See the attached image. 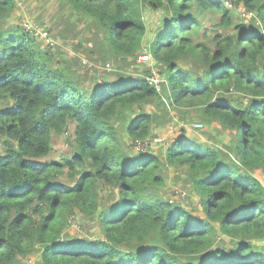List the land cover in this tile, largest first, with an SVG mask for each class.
<instances>
[{"label": "trees", "instance_id": "1", "mask_svg": "<svg viewBox=\"0 0 264 264\" xmlns=\"http://www.w3.org/2000/svg\"><path fill=\"white\" fill-rule=\"evenodd\" d=\"M62 1L114 57L135 59L146 42L167 102L230 135L234 157L182 133L164 160L186 168L202 215L161 199L160 159L129 155L117 131L147 139L153 115L129 113L160 94L124 74L81 86L20 26L3 25L15 1L0 0V264L35 248L40 264H264V186L254 175L264 168V0H229L249 17L236 24L225 0ZM143 7L163 17L147 39ZM205 22L233 33L209 40ZM70 125V156L48 160L53 134ZM63 170L72 185L58 180ZM99 187L115 193L105 208ZM76 212L97 216L101 240L63 237Z\"/></svg>", "mask_w": 264, "mask_h": 264}, {"label": "rangeland", "instance_id": "2", "mask_svg": "<svg viewBox=\"0 0 264 264\" xmlns=\"http://www.w3.org/2000/svg\"><path fill=\"white\" fill-rule=\"evenodd\" d=\"M14 1L15 9L6 16L3 25L5 27L18 28L20 22L24 20L35 29L47 30L53 46H45L44 41L39 39V42L34 41V44L41 51L46 52L48 57L52 58L51 66L53 68L64 70L81 86L95 81L101 83L102 79L113 78L114 74H124L132 78L137 77L142 79L148 77L151 73L159 74V69L153 60L148 63L138 61V57L147 52L146 42L135 59L114 57L109 51H105L102 45V47L98 46L99 35L96 34V28L93 23L72 12L64 1ZM225 4L233 10V13H236L234 24L240 20L247 19L246 11L241 5L234 6L229 0H225ZM162 18L160 12L148 10L147 7L142 8L141 19L147 30L146 39L151 37L158 29ZM205 29L209 31V40L215 34L224 35L233 33L232 29L225 30L211 27V24L208 22H205ZM209 45L213 47L211 43ZM183 67H193V62L188 60ZM164 100L167 102L165 96L162 94L161 87L160 99L156 98L141 106L132 108L129 116L133 117L139 112L153 115L150 136L142 140L149 141V145L144 151L152 153L162 163L161 173L164 176V183L159 191H157V195L164 201L180 205L190 210L194 215L201 216V198L192 189L186 174V168H174L165 164V153L172 141L177 137H181V134L184 133L186 138L219 149L224 154H228L229 158H233L234 156L226 149L231 136L226 135L220 128L210 123H205L197 109L171 105L169 101L166 104ZM196 123H202L203 127L201 130L193 128V125ZM122 124L121 122L120 125ZM73 128L70 125L66 133L62 135L53 134L52 152L47 158L48 160L59 162L63 158L70 156ZM117 131L118 133L122 132L121 138L124 141L127 153L134 156L139 154L131 150L133 139L124 135L123 128L118 127ZM3 149L4 145L0 139V154H2ZM254 175L264 186V168L255 172ZM58 180L69 185L74 183L73 180L69 179L64 170L62 175L58 176ZM178 192H184L186 196L178 198L176 196ZM114 195L115 193L111 190L99 187V208H105L109 205ZM63 237L65 239L81 238L90 241L101 240L102 235L98 226L97 216L86 217L77 212L72 214L67 220ZM217 245L224 250L230 249L233 246L229 238L220 236L217 238ZM261 245L264 246V242ZM39 256V248H35L32 254L26 257H18V264H40Z\"/></svg>", "mask_w": 264, "mask_h": 264}, {"label": "built area", "instance_id": "3", "mask_svg": "<svg viewBox=\"0 0 264 264\" xmlns=\"http://www.w3.org/2000/svg\"><path fill=\"white\" fill-rule=\"evenodd\" d=\"M19 26L21 27V30L25 32L26 34H28L33 40L38 41L39 39V40L44 41L45 46H53V44L51 43V39L48 35V31L42 30V29H40L42 30L40 31L38 29H35L34 27H32V25H30L28 22L24 20L20 22ZM138 61L141 63H148L149 61H151V57L149 54H143L138 57ZM145 80L150 87L155 89V91L160 94V89L164 82L161 76H158L155 73H151L148 77L145 78ZM164 102L167 104L165 100ZM201 127L202 126L199 123H196L193 125V128L196 130H199ZM148 145H149V141L147 140H140V139L133 140L131 142V150L134 153H142V152H145L144 150L146 149ZM176 196L179 198H184L185 193L178 192L176 193Z\"/></svg>", "mask_w": 264, "mask_h": 264}]
</instances>
